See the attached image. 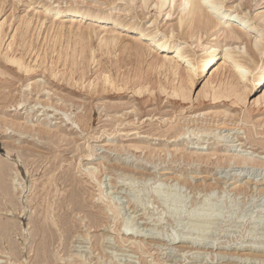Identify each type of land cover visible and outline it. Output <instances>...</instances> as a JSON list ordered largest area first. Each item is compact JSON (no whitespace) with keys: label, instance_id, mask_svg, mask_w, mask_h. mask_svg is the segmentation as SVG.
Segmentation results:
<instances>
[{"label":"rangeland","instance_id":"374dc122","mask_svg":"<svg viewBox=\"0 0 264 264\" xmlns=\"http://www.w3.org/2000/svg\"><path fill=\"white\" fill-rule=\"evenodd\" d=\"M222 1L223 11L250 16L264 29V0ZM181 3L0 0V68L7 71L0 74V161L16 202L1 199L8 232L0 234L2 264H264V100L257 103L264 90L255 89L253 70L264 53L246 63L253 73L240 85L245 100L215 104L206 93L236 71L225 49L241 56L251 42L212 40L217 29L190 36L178 25ZM71 7L124 27L56 17V9ZM142 30L166 36L167 49L156 56L147 40H135ZM112 34L116 44L101 42ZM216 42L221 53L212 79L201 72V59L203 46ZM176 47L187 53L172 60L174 73L160 65ZM4 54L36 69L19 70ZM36 80L46 89L32 90ZM182 82L187 99L172 94ZM7 121L33 129L24 134ZM30 142L32 154L23 150ZM73 191L78 195L65 199L67 231L58 208ZM39 207L51 212L40 214L50 225L47 244L35 237Z\"/></svg>","mask_w":264,"mask_h":264},{"label":"bare ground","instance_id":"6f19581e","mask_svg":"<svg viewBox=\"0 0 264 264\" xmlns=\"http://www.w3.org/2000/svg\"><path fill=\"white\" fill-rule=\"evenodd\" d=\"M148 1L149 0H145V4H148ZM168 1L169 0H157V6L163 7ZM181 2H183V4L181 3L182 6H183V9H182V15L179 18L178 25H179L180 28H184L185 26L186 27H189V29H190L189 31H191V33L189 32L191 34L190 36L194 35L193 32L195 30L197 32V29H199V31L200 30L201 31L202 30H205L206 34L209 33L210 31H212L213 29H217V30H215L216 32H214L215 33L214 34L215 38H213L212 40H217L219 42L222 39V40H225V41H228V42L230 41V42H233V43L234 42H240V41H242V43H243L244 40H247V41H250L251 42V43L248 44L249 47L248 48L246 47L245 51L243 50L245 53L242 51L243 52V55H241V56H234V55H237L236 52L234 53L235 49H234V51H232L229 48H226L225 49V52L226 53H224V54L227 57V59H232L231 63L234 64V68H235L236 71L235 72L232 71V73H233L232 80H229V79H231V77L229 79L227 78L226 81L223 80V79H221L219 85H217L218 87H215L214 84H213V86H214L213 87V90L211 91V93L209 92L210 95L207 92L206 93V96L207 97L210 96L211 99L215 102V104H217L218 102L220 103V102L227 101V100H229V101L231 100L232 101L233 100L232 98H235L237 100V102L238 101H241V102L244 101L245 100L243 98L244 97V94H243L244 92L243 93L241 92L242 90H241L240 85H241L242 79H244L246 77V73L247 72H252L253 70H257V73L259 74L257 81H255V83H254L255 84L254 85L255 89L256 90H258V89L264 90V59L261 62L255 63L254 64L255 65L254 66V69L252 71H250V68L251 67L248 68V66H246L247 65L246 64L247 61H250V62L251 61H253V62L255 61L254 56L256 55L257 51H259L261 53H264L263 52L264 51V29H262L263 27L261 28L258 25L257 26L254 25V23L251 22V20H250L251 18H249L250 16H244V15H240L239 13L236 14L234 12L226 13L225 11H223V9H224L223 8L224 7L223 3L224 2L222 0H181ZM44 7H45V11H47V10H49L50 5H45ZM55 15H56V17H58V16H68V15L69 16H73L74 18H77V20H80V22L83 19H88L90 21L89 24L91 25V27L93 25L104 26L105 24L110 23V22L113 23V24H115V25H117V26L124 27L121 24L120 21H117V20L114 21L110 16H107L105 14H102V13H99V12H86V11H83V10L81 11V10H78L77 8H72V7L71 8H68V9L58 8V9L55 10ZM257 15H258V13H257ZM258 19H261V21L263 23L262 25L264 26V14H262V13L259 12ZM30 25L28 27H30ZM220 25L222 27H218ZM1 28H2V25H1ZM26 29H27V27H26ZM26 29H24V30H26ZM199 31L197 33H199ZM254 31H256L255 35L253 36L252 39H250V36L252 35V32H254ZM115 32H116V29H115ZM202 33H204V31H202ZM113 34H112V36H109V37L106 35L105 39L103 37V39L105 41H103V39H102L101 42H106V44H113V43L116 44L117 43V38ZM137 34L138 35L135 37V40H137V41L138 40H141V39L147 40L149 42L148 45H149L150 49L152 51L156 52V56H157V54H160V52H162L163 50L167 49L168 39H165L166 36L163 37V39H160V38L157 39V36H156L157 34H155V35L149 34V32L147 33V32H145L143 30L142 31H139ZM1 35H0V41H1V38H2ZM79 36H80V34H79ZM208 37H209V35H208ZM202 38H201V40H202ZM11 42L14 43L13 40ZM10 45H12V43H10ZM138 45H139V43H138ZM135 46H136V44H135ZM219 46L220 45L217 44V42L214 45H208L207 44V45H204L203 46L204 49H205V55H203V57L201 59V72L202 73L207 72V74L210 73V75H211L210 77L211 78H212L213 74H215L213 72L214 71L213 68H214L215 64L217 63V61H218V56L221 53V51L219 49ZM233 47H234V45H233ZM182 48H184V47H176V50L174 51L175 52L174 53L175 55H173L172 58L168 59V62L165 59L160 66H163V67L164 66L165 67L167 66L168 69H172L173 72L176 73V70H177L176 62L175 63H172L173 62L172 60L174 58H178V57L183 56L184 52H186V51H183L185 49L182 50ZM236 48L238 49V46ZM139 49H140V47H139ZM239 52H241V51H238V53ZM186 53H185V55H186ZM1 54H3V53H1ZM10 56H11V54H9V56L7 54V55H5V58L7 59V61H9V62L11 61L12 63L16 64L17 67L19 68V70H22V71H24L26 73H31V72H33L34 69H36L34 67L32 68V66H30V64H26V62H24L22 58H17L18 56L16 58H13V56H11V57ZM159 61H161V60H159ZM44 63H45V61H44ZM226 64H228V63H226ZM53 70H54V66H53ZM55 70H56V68H55ZM221 70H222V68H221ZM6 73H7V71H5L4 68L3 69L0 68V74L1 75H5ZM227 73L228 72H226V74ZM214 77H216V76H214ZM233 78L236 79V80H234ZM187 79H189V81L191 83V85L189 87H192L193 86V83H194L193 77H189ZM224 79H226V77H224ZM186 80H184V81H186ZM208 80H210V78ZM106 82H109V78H106ZM110 83H111V81H110ZM128 83H129V81L127 79H125V82L123 83V85H127ZM185 83L186 82H182L179 87L174 88L172 94L187 99V96H186L187 94L186 93L189 91V87H187L188 85L186 86V84H188V82L186 84ZM210 83H211V80H210ZM111 84L113 85V83H111ZM207 84L209 85V83H207ZM34 87H36L38 89V91H40V90L42 91V90L46 89L45 86H42L41 81H38V80L35 81L34 86H32L31 89L33 90ZM183 87L185 89H187V92H184L183 91V90H185ZM243 87L244 86H242V89H243ZM116 89H117V86H116ZM118 89H121V88L118 87ZM139 92H141V90ZM204 94H205V91H204ZM188 99H189V97H188ZM262 100H264V91H263L262 95L260 96V98L257 99V103H260ZM233 102L234 103H237V102H235V100H233ZM82 120H83V118H82ZM10 122L7 121L5 123V127H8V125H10L9 124ZM11 124H12V126H15V127H19V128L23 127L24 130H25L23 132L24 134H26V133L28 134L33 129L31 126H24L23 124L18 125L14 121H12ZM38 131H39V133H42V134L51 136V131L49 129H47V128L40 127L38 129ZM59 137L63 141L65 140V136L64 135L59 134ZM30 143L31 144H28L27 147H25V148L22 147V148H23V150L29 151L32 154V152L34 151V149L32 147L34 145V143L33 142H30ZM30 145H32V146H30ZM9 152H8V154H10ZM233 158L237 159V163H248L250 161V160H248L246 158H243V157H240V156H230L228 159H233ZM252 163L257 164L259 162L257 160H254L253 159L252 160ZM89 174L91 175V178L98 177V175L97 174L95 175V173L93 171H89ZM6 177H7V167H6V165H4L3 163H1V161H0V210L3 208L2 206H4V204L1 202V199L2 198L9 199V202L12 203L13 206H15V203H16V202L13 203L12 200H11V192L12 191H11L10 186L5 182ZM50 183L54 185V183L52 182V180H51ZM100 192H101V187H100ZM52 194H53V192H52ZM77 195H78V193L75 192V191H73L72 194L70 192V194L65 195L64 198H63V200H62V202L59 205V208H58L59 209V217H60L61 222L63 223V225L65 227V230H67V231L69 230V228L67 227V223L64 222V219H65V217L67 215H69V209L67 208V205L65 203V199L68 198L69 196L70 197H74V196H77ZM68 203H70V204L72 203L74 210H76L75 209V206H76L75 204L77 202H76L75 199H70V202H68ZM70 204H68L69 207H70ZM6 206H7V204H6ZM8 209H10V208H8ZM12 209H14V208H12ZM77 209L79 210L80 208H77ZM3 210H4V208H3ZM10 211L8 210V212H10ZM41 211L42 212H44V211L47 212L48 215L51 213L50 210H49V208H47V209L44 208V211H43L42 208H40V207L38 208V210H37V212L35 214L37 216L36 217L37 218V220H36L37 222L34 225L35 237H38L40 239L41 243L47 244V243L50 242V235H51L50 229H49V226L50 225H49V222L46 221L45 219L44 220H41V216H40ZM1 223L2 222L0 221V234H2L3 236L7 237L8 236L7 229L3 228V226L1 225ZM1 261L2 260L0 259V264H2Z\"/></svg>","mask_w":264,"mask_h":264}]
</instances>
